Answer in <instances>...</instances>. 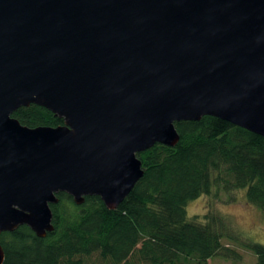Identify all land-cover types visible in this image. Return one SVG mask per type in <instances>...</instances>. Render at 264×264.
<instances>
[{
    "label": "water",
    "instance_id": "water-1",
    "mask_svg": "<svg viewBox=\"0 0 264 264\" xmlns=\"http://www.w3.org/2000/svg\"><path fill=\"white\" fill-rule=\"evenodd\" d=\"M206 115L264 136V0H0V233L46 236L59 192L116 209Z\"/></svg>",
    "mask_w": 264,
    "mask_h": 264
},
{
    "label": "trees",
    "instance_id": "trees-1",
    "mask_svg": "<svg viewBox=\"0 0 264 264\" xmlns=\"http://www.w3.org/2000/svg\"><path fill=\"white\" fill-rule=\"evenodd\" d=\"M13 116L29 127L64 124L37 104ZM176 128L175 146L158 143L138 153L144 174L116 209L96 195L78 204L59 192L46 236L25 224L0 233L3 264H209L217 255L240 260L237 247L264 264V244L244 236L228 216L187 214L204 194L246 189L264 216V136L209 115Z\"/></svg>",
    "mask_w": 264,
    "mask_h": 264
},
{
    "label": "rangeland",
    "instance_id": "rangeland-1",
    "mask_svg": "<svg viewBox=\"0 0 264 264\" xmlns=\"http://www.w3.org/2000/svg\"><path fill=\"white\" fill-rule=\"evenodd\" d=\"M209 210L228 216L233 226L244 236L264 244V216L260 209L248 202L246 189L235 190L230 193L219 191L217 194H204L192 200L187 206L189 218L195 215H203ZM236 249L242 255L240 260L217 255L209 260V264H253L256 261L254 253L243 248L237 247Z\"/></svg>",
    "mask_w": 264,
    "mask_h": 264
}]
</instances>
